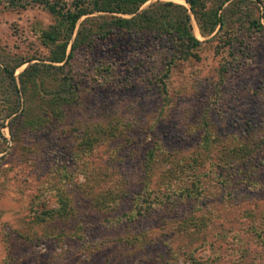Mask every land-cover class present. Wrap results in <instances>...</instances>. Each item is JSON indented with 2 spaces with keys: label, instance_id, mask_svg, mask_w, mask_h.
I'll list each match as a JSON object with an SVG mask.
<instances>
[{
  "label": "rangeland",
  "instance_id": "1",
  "mask_svg": "<svg viewBox=\"0 0 264 264\" xmlns=\"http://www.w3.org/2000/svg\"><path fill=\"white\" fill-rule=\"evenodd\" d=\"M245 5L264 25V0ZM51 24L33 0H0V264H264V154L256 159L259 184L248 190L235 189L240 172L226 186L216 176L223 174L218 158L232 144L264 147V32L251 33L255 46L243 58H222L204 44L200 60L175 61L167 79L166 38L117 31L82 60L91 68L111 65L113 74L102 85L83 80L63 120L32 128L31 92L21 93L22 108L10 116L18 99L5 70L29 61L15 72L19 79L31 65H53L40 35ZM193 26L208 40L194 18ZM38 90L68 96L55 77ZM99 128L117 129L116 136L95 134ZM90 137L95 147L84 145ZM201 172L203 201L190 215L184 203L170 211L158 200L157 212H149L151 190L162 196L176 186V193L196 194ZM58 190L70 201L68 218L44 213L60 208ZM103 196L116 206L107 208ZM138 210L148 213L135 224H113Z\"/></svg>",
  "mask_w": 264,
  "mask_h": 264
},
{
  "label": "trees",
  "instance_id": "2",
  "mask_svg": "<svg viewBox=\"0 0 264 264\" xmlns=\"http://www.w3.org/2000/svg\"><path fill=\"white\" fill-rule=\"evenodd\" d=\"M151 1L153 2L149 6L140 11L143 6ZM184 1L188 4V8L174 2H163L161 0H33L37 5L44 7L53 18V24L40 31L44 45L50 50L48 61L53 65L44 66L43 68L37 64L31 65L20 74L19 79L15 77V72L29 61L17 63L12 66V69L6 68L5 74L10 76V83L18 99V102L14 104L16 108L11 111L10 116L18 114V111L22 108L21 93L31 92L30 98H26V101L30 103L28 107H32V110L35 106L36 113L30 115L32 123H28V125L32 128H44L52 121V118L63 120L68 107L74 101V98L71 97L77 93L79 84L83 80L88 79L93 84L102 85L103 80L106 78L104 75L113 74L114 68L111 65L99 64L91 68L89 62L85 61L83 63L82 60L90 58L97 42L112 38L117 31L166 38L171 60L167 62V68L165 67L161 77L167 79L175 61L200 60L198 51L204 44H213L215 54L222 58L225 57L224 54L229 57L240 54L243 58L246 51L252 50L255 46L253 43L254 37L251 36V33L255 30L264 32V25L261 21L253 19L251 14L248 13L249 7L245 4L249 0ZM94 14L103 15L94 16ZM83 18L85 19L80 22ZM193 18L201 35L208 38V40L201 41L195 36ZM242 25L248 27L247 34L240 33ZM46 77L58 78L61 92L67 93L68 96L54 92L56 94L52 97V94L47 91H45V95L40 96L38 87L44 83ZM40 78L42 79L40 80ZM36 102H40V105H36ZM46 109H50L52 114L49 115L50 110L46 112ZM95 132V134L102 132L107 135L112 134L111 136L114 137L117 129H110L107 132L99 128ZM234 138L238 139V137ZM90 139H87L84 145L91 148L95 147L97 144L95 138L90 137ZM97 141L99 140L97 139ZM210 143L211 141L208 138L204 141L206 149L212 151V144ZM247 146L246 143L232 144V148L218 158L219 161L223 162L217 165L222 168L223 174H218L216 165L212 163L218 183L226 186L231 183V179L234 177L233 174L240 172L242 177L235 187L236 190H248L249 187L259 184L255 182L254 177L264 162H261V164L256 159L264 154V147L257 143L253 147ZM202 174L201 172L198 176H195L193 181L192 188L199 190L196 194L191 193L186 196L181 190V192L176 193V186H168V189L172 190L173 193L162 196H159L157 192L153 193L151 190L146 196L149 198V212H157L156 202L158 200L161 205L169 208L170 211L175 210L177 205L184 203L185 208L191 207V210H189L190 215L193 208L199 205L196 202L197 199L199 202L203 201L201 186L204 175ZM65 177H68V175L66 174ZM152 195H154L153 198ZM58 199L60 208L56 211H46L44 212L45 215L51 216V218L54 216L68 218V214H72V209L69 207L70 201L62 190H58ZM102 203L111 209L110 206H116L117 202L115 199L114 201L112 199L107 201L106 196H103ZM148 210H138L135 215L131 214L130 216H128L129 214H123L120 218L114 219L113 224L123 225L126 222L135 224L136 216L141 215V213L146 216ZM189 215H186L184 211L182 212L181 216L184 217V222ZM109 221V219H106L105 223ZM82 225L81 221L79 226L82 228ZM173 230L175 229L173 228ZM147 231L149 230H144V232ZM135 240L141 242L143 237Z\"/></svg>",
  "mask_w": 264,
  "mask_h": 264
}]
</instances>
